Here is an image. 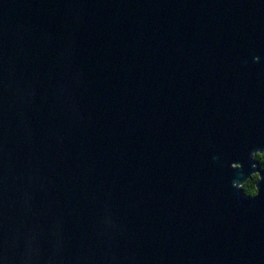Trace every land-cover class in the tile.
Returning a JSON list of instances; mask_svg holds the SVG:
<instances>
[{
    "label": "water",
    "instance_id": "water-1",
    "mask_svg": "<svg viewBox=\"0 0 264 264\" xmlns=\"http://www.w3.org/2000/svg\"><path fill=\"white\" fill-rule=\"evenodd\" d=\"M262 153L264 0H0V264H264Z\"/></svg>",
    "mask_w": 264,
    "mask_h": 264
},
{
    "label": "trees",
    "instance_id": "trees-1",
    "mask_svg": "<svg viewBox=\"0 0 264 264\" xmlns=\"http://www.w3.org/2000/svg\"><path fill=\"white\" fill-rule=\"evenodd\" d=\"M255 160L258 162L259 166L264 169V153L256 154ZM257 179L256 175H253L242 185V191L244 195L251 196L255 193L254 183Z\"/></svg>",
    "mask_w": 264,
    "mask_h": 264
}]
</instances>
